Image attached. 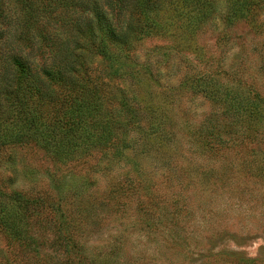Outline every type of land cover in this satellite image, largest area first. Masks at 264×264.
Instances as JSON below:
<instances>
[{"label": "rangeland", "instance_id": "374dc122", "mask_svg": "<svg viewBox=\"0 0 264 264\" xmlns=\"http://www.w3.org/2000/svg\"><path fill=\"white\" fill-rule=\"evenodd\" d=\"M213 6L215 18L190 20L165 0L156 30L135 42L128 83L142 117L128 147L65 163L34 144L0 150L1 196L40 200L38 256L11 253L0 235V257L68 264L52 228L76 226L90 264H264V111L252 120L264 102V8L226 20L225 0Z\"/></svg>", "mask_w": 264, "mask_h": 264}, {"label": "trees", "instance_id": "16d2710c", "mask_svg": "<svg viewBox=\"0 0 264 264\" xmlns=\"http://www.w3.org/2000/svg\"><path fill=\"white\" fill-rule=\"evenodd\" d=\"M164 1L0 0V150L34 144L65 163L97 148L128 147L127 136L141 127L142 117L128 83L134 77L130 53L135 42L156 30ZM215 1L168 4L186 11L190 20H207L217 16ZM225 2L219 17L226 20H251L264 8V0ZM257 99L263 108L254 109L252 120L258 125L264 102ZM157 127L151 121L148 129L157 133ZM3 194L0 235L11 253L32 250L38 256L29 230L40 200L19 190ZM51 207L68 212L58 202ZM56 227L51 247L65 253L68 264H90L75 239L76 226ZM16 263L0 257V264Z\"/></svg>", "mask_w": 264, "mask_h": 264}]
</instances>
